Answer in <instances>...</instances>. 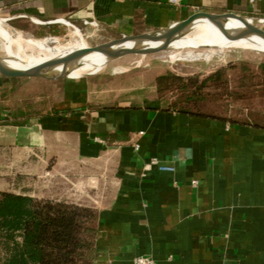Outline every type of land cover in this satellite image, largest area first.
<instances>
[{
    "label": "crops",
    "instance_id": "0c3cea01",
    "mask_svg": "<svg viewBox=\"0 0 264 264\" xmlns=\"http://www.w3.org/2000/svg\"><path fill=\"white\" fill-rule=\"evenodd\" d=\"M196 11L264 17V0H0L20 32L103 41ZM101 75L0 78V191L95 209L93 264H264V109L178 111Z\"/></svg>",
    "mask_w": 264,
    "mask_h": 264
},
{
    "label": "trees",
    "instance_id": "16d2710c",
    "mask_svg": "<svg viewBox=\"0 0 264 264\" xmlns=\"http://www.w3.org/2000/svg\"><path fill=\"white\" fill-rule=\"evenodd\" d=\"M153 85L168 108L200 113L212 100L264 91V72L229 62L205 76L159 73ZM96 218L90 207L0 191V264H93Z\"/></svg>",
    "mask_w": 264,
    "mask_h": 264
},
{
    "label": "rangeland",
    "instance_id": "374dc122",
    "mask_svg": "<svg viewBox=\"0 0 264 264\" xmlns=\"http://www.w3.org/2000/svg\"><path fill=\"white\" fill-rule=\"evenodd\" d=\"M6 23L7 28L14 29L13 27H11L12 25L8 21H6ZM259 25L261 27H264V23H259ZM70 29H72V31ZM74 30V28L68 26L65 27L61 33H50L40 36L31 35L23 31L20 32L18 30L15 31L21 33L25 37H30L38 40L56 39L58 40L57 42H50V44L56 46L55 49L63 50L66 44L71 43L72 41H74V39H76L72 35V32ZM80 32L84 38V41L88 45H94L103 42V39L97 37L96 33L85 31L82 29L80 30ZM179 51L180 49L170 48L162 52L160 51L161 53H153L154 55H127L114 61L108 62L96 73L87 74L86 76H98L99 74H102L100 77V83L102 84H106L111 87H126L129 88L130 91H138L144 88L148 90L150 85H153L155 76L166 71H170L183 76L198 74L205 76L209 74V71L213 70V67L215 71L217 68L222 67L226 62V64H228L229 62H244L251 68L252 71H257V62L259 61V59L264 58V52L262 51L242 48H215L204 53L202 52L201 54L196 53L193 55H185V53L183 52H186L187 49H182L181 53L184 55L171 56L178 53ZM0 55H3V52L1 51V42ZM17 86L19 88L22 87V83H17ZM25 87L28 88V92L32 94L35 93L36 95L41 92V97H44L47 95L44 91L48 90V88H50V85L47 83H35L30 84L29 86L25 85ZM53 87L54 86H52V88ZM205 105L206 108L211 106L214 109L215 113H226L227 111H229L232 115H234L233 118L242 120V116L250 113V110L254 109L257 111V109L259 108L264 109V91H256L255 89H252V91H247L245 93H240L238 96H234V98L229 101L212 100L209 103L207 102Z\"/></svg>",
    "mask_w": 264,
    "mask_h": 264
},
{
    "label": "water",
    "instance_id": "95a60500",
    "mask_svg": "<svg viewBox=\"0 0 264 264\" xmlns=\"http://www.w3.org/2000/svg\"><path fill=\"white\" fill-rule=\"evenodd\" d=\"M2 20L6 29L17 32L7 28V20ZM201 23L213 25L229 42L247 40L252 36L264 41V27L259 25L264 23V17L246 16L233 12L196 11L160 29L135 35H122L94 45L70 48L29 66L13 67L8 63L7 57L0 55V78L36 77L58 80L72 77L71 73L81 67L92 55L103 57L106 65L127 55H148L165 51L173 48L174 43L186 38L194 27Z\"/></svg>",
    "mask_w": 264,
    "mask_h": 264
},
{
    "label": "bare ground",
    "instance_id": "6f19581e",
    "mask_svg": "<svg viewBox=\"0 0 264 264\" xmlns=\"http://www.w3.org/2000/svg\"><path fill=\"white\" fill-rule=\"evenodd\" d=\"M70 30L72 31V29ZM72 35L76 39H74L71 43L66 44L63 50H58L55 49L56 46L50 44V42L54 43L58 40H38L25 37L19 32H11L6 29L3 24V20L0 18V42L1 51L3 52L2 56L7 57L8 63L13 67L29 66L60 54L67 49L87 45L78 29H75L72 32ZM173 48L180 49V51L171 56L184 55L181 53L182 49H187L186 52H183L185 55H193L196 53L201 54L202 52L204 53L215 48H242L264 52V41L252 36L247 40L229 42L224 39V37L213 25L209 23H201L197 24L186 38L174 43ZM104 65L105 61L103 57L99 55H92L84 61L81 67L75 69L71 73V76L79 77L86 73H93L103 68Z\"/></svg>",
    "mask_w": 264,
    "mask_h": 264
},
{
    "label": "built area",
    "instance_id": "2783aa9c",
    "mask_svg": "<svg viewBox=\"0 0 264 264\" xmlns=\"http://www.w3.org/2000/svg\"><path fill=\"white\" fill-rule=\"evenodd\" d=\"M182 0H168L173 5H179ZM152 163H156V160H152ZM159 169H171L167 166L158 165ZM133 264H155L154 260L148 256H138L134 259Z\"/></svg>",
    "mask_w": 264,
    "mask_h": 264
}]
</instances>
